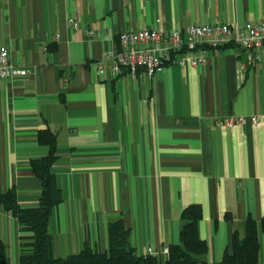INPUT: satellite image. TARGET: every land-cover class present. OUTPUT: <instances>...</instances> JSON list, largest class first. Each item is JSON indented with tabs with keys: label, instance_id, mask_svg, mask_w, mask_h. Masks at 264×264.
Returning a JSON list of instances; mask_svg holds the SVG:
<instances>
[{
	"label": "crops",
	"instance_id": "obj_1",
	"mask_svg": "<svg viewBox=\"0 0 264 264\" xmlns=\"http://www.w3.org/2000/svg\"><path fill=\"white\" fill-rule=\"evenodd\" d=\"M263 20L264 0H0V47L27 71L0 81V193L37 206L30 164L48 153L38 134L52 133L51 173L63 198L48 223L55 258L85 246L105 252L107 225L121 220L137 255L164 264L179 244L181 212L199 205L203 260L218 264L233 236L243 239L247 218L259 224L264 61L242 73L241 49L207 50L200 67L152 77H113L107 66L99 75L97 63L119 33ZM238 117L258 124L216 125ZM259 243L264 264V232ZM0 251L5 264H19L18 224L1 205Z\"/></svg>",
	"mask_w": 264,
	"mask_h": 264
},
{
	"label": "trees",
	"instance_id": "obj_2",
	"mask_svg": "<svg viewBox=\"0 0 264 264\" xmlns=\"http://www.w3.org/2000/svg\"><path fill=\"white\" fill-rule=\"evenodd\" d=\"M224 48H221V50ZM40 145L47 147L45 157L33 160L31 171L41 184L38 204L21 208L15 192L0 193V205L14 217L19 229V264H159L153 256H139L129 242V232L121 220L107 225L105 252L85 246L79 253L65 258H55L48 223L52 210L62 201V193L51 173L55 156V137L49 131L38 134ZM202 218L199 205H190L180 215L182 223L179 244L167 248L164 264H205L206 243L200 239L198 224ZM264 232V218L257 224L251 218L245 222L243 239L233 236L230 252H226L218 264H258L259 234ZM0 264H5L0 251Z\"/></svg>",
	"mask_w": 264,
	"mask_h": 264
},
{
	"label": "built area",
	"instance_id": "obj_3",
	"mask_svg": "<svg viewBox=\"0 0 264 264\" xmlns=\"http://www.w3.org/2000/svg\"><path fill=\"white\" fill-rule=\"evenodd\" d=\"M68 25L76 30L72 19ZM89 38L94 36L87 30ZM58 39V36H55ZM237 47L244 53L240 64L242 73L264 61V20L231 28L226 24L193 25L184 30L161 32L155 29L119 33L114 46L107 50L97 63V74L105 73V66L113 77L127 73L133 77L139 73L147 77L163 72L169 67L197 68L205 63L207 50ZM27 71L9 62L8 50L0 47V81L24 77ZM247 122L256 126L255 117L245 119L226 118L217 122L220 128H236Z\"/></svg>",
	"mask_w": 264,
	"mask_h": 264
}]
</instances>
